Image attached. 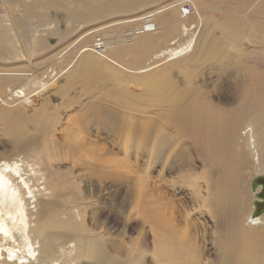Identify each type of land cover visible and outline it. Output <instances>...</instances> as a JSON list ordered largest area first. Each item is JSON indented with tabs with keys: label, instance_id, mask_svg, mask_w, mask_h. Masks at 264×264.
<instances>
[{
	"label": "bare ground",
	"instance_id": "bare-ground-1",
	"mask_svg": "<svg viewBox=\"0 0 264 264\" xmlns=\"http://www.w3.org/2000/svg\"><path fill=\"white\" fill-rule=\"evenodd\" d=\"M51 1L36 0L25 4V0H0V8L4 10L0 17V36H4L1 46L9 60L25 64V68L19 67L13 77L4 75L0 78V130H6L11 145L9 151L0 154V264H146L143 258L145 252L149 254L147 264H264V213L252 217L255 194L261 191L262 183L255 193L251 192L254 199L243 210L244 198L237 180V168L240 164L245 165L247 160L254 165L257 174L254 177L264 176V112L258 113V124L249 119L240 131L237 130L238 124L231 126L229 134L218 127L215 134L201 129L196 140L204 144L205 158L202 163L205 171L201 172L203 175L197 173V156L193 152L195 146L186 145L187 138L172 135L174 127L181 131L185 114L172 116L171 107L167 109L163 106L165 84L159 79L163 78L161 74L166 65L154 67L152 77L142 76L144 90L155 98L152 101V132L147 135L144 130L139 131L142 142L151 141L149 163L157 167L163 177L159 178L160 183L153 182L152 187L149 183L147 191L144 180L133 183L137 187V190L134 188L136 212L142 220L136 213L137 217L132 218L135 212L132 210V214L124 218L126 224L121 229L124 234L131 224H138L139 219L143 226L149 224L146 232L150 241L146 234L145 237L143 234V237L140 236L150 242L149 246L144 245L145 252L141 249L142 245L141 248L134 245L122 253L120 243L123 241H117V249L109 246L113 234L109 230L114 228L110 226V229H106L102 223L89 225L92 215L94 221L96 216L93 212V199L96 196L94 181L98 179L96 185L102 188L108 180L105 181L101 173L94 177L95 180L73 174L62 177L54 169L55 156L47 150V123L35 115H28L24 121L15 116L21 111L18 107L20 100L30 93L40 95L44 91L49 92V85H53L58 77L56 66L62 62L56 57L51 56L53 63L42 61L48 65L45 70L41 69V62L37 65L34 60L48 50L51 52L60 42V36L75 32L81 25L90 28L101 22L90 34L91 39L84 42L86 50L81 52L80 48L73 53L75 59L80 57L77 65L86 77H100L94 60L99 57L97 54L108 58L112 56L117 63L123 64L129 57L135 60L155 52L151 63L167 59L164 61L174 64L189 55L194 44L192 40H187L175 48L160 47L171 38L172 33L186 34L188 31L184 22L176 18H173L172 27L162 21L165 14L182 7L179 0L167 3H163V0H84V3L90 1L91 16L98 17L95 21H86L84 15L62 16L58 9L50 10L49 14L39 9L40 3L50 5ZM158 1L162 3L157 7ZM186 2L182 1L184 8L195 9ZM22 3L25 15L18 13L12 17L8 14V7ZM144 6H147L143 10L144 18L133 24L123 20V17L133 15ZM113 17L116 21L110 20L109 23L108 20ZM74 24L76 26L70 29ZM126 37L129 39L125 40ZM134 81H138V78ZM28 86L32 87V91L28 92ZM124 93L131 100L139 98L126 91ZM261 93H264V89ZM180 100L181 94L175 96L170 104H178ZM112 103L117 104L116 101ZM102 107L97 105V114ZM141 107L144 106L139 105ZM135 108L134 103L126 104L128 114L120 111V105L115 108L116 115L118 118L121 115L119 119L131 126L134 116L145 112L144 108L139 111ZM102 111L108 112L105 115L109 119V109L102 108ZM96 112H93L92 118H83L88 126H96L101 132L104 130L100 126L101 121L108 120L101 114L96 116ZM209 120V116H203L202 124ZM30 134H35V138ZM127 138H121L123 149H127L126 154ZM76 139V136H72L71 140ZM140 143H135L138 148L143 147ZM102 158L103 154H100L98 158L88 160L96 168H102L107 162ZM112 162L118 164L119 161ZM167 174L175 176L173 179L165 178ZM109 181L111 187L106 189L107 193L119 195L122 182L113 178ZM182 186L186 187L184 191H176ZM168 192L173 196L180 194L187 201L178 209ZM115 208L110 206L107 216L117 221L119 213H114ZM125 211L120 214L124 216ZM141 231H145L144 228L141 227Z\"/></svg>",
	"mask_w": 264,
	"mask_h": 264
},
{
	"label": "rangeland",
	"instance_id": "rangeland-1",
	"mask_svg": "<svg viewBox=\"0 0 264 264\" xmlns=\"http://www.w3.org/2000/svg\"><path fill=\"white\" fill-rule=\"evenodd\" d=\"M33 1L36 2V0H25L24 3L29 4ZM90 1L101 2L103 0ZM90 1L84 3V0H52L50 5L40 3L39 9L47 12L46 14H49L50 10L58 9L62 16L84 15L86 21H95L98 17L91 16V4L88 3ZM160 1L157 2V7L162 2H174L173 0ZM182 1H187L186 3L194 6L195 9L184 8ZM178 2L182 7L165 14L162 21L172 27L174 26L173 18H176L179 22H184L188 31L186 34L172 33L171 38L160 47L171 46L175 48L187 40H192L194 46L189 55L183 56L174 64L164 61L167 59H160L151 63V58L155 53L153 52L150 55H142L141 58L137 57L135 60L129 57L126 62L119 64L112 56L108 58L97 54L99 57L94 58V60L100 77H86L77 65L80 57L77 56L75 59L73 53L80 48L82 49L81 52L86 50V43L84 42L91 39L90 34L102 22H95L94 24H98L90 28L88 25L85 27L81 25L75 32L60 36V42L51 52L48 50L34 60L35 64L41 62L40 67L45 70L48 65L42 61L49 60V63H53L51 56L56 57L59 62H62L56 66L59 72L58 77L53 85H49L51 88L49 92L44 91L40 95H36V92L30 93L31 95L20 100L18 107L21 108V111L15 115L22 119L21 121H24L28 115H35L47 123L45 134L47 150L55 156L54 169L62 177L73 174V176H87L94 179L101 173V176L106 178L105 181L108 180V183L106 182L102 188L96 185L98 179L92 180L96 186V188L94 187L96 190L94 195L96 196L93 199V212L96 216L94 221L92 215L89 225L102 223L106 229L108 227L110 229V226L112 229L114 228L115 230H109L113 232L109 246L117 249L119 247L117 241H123L122 244L120 243V252L122 251V253L134 245H137L134 246L136 248L143 246L141 249L145 252L144 245L148 244L149 246L150 243L146 240V238L149 240V234L146 232L149 224L143 226L142 217L136 212L137 187L133 183H137L139 179L144 180L146 182L145 191H147L149 190L147 187L150 186L149 183L152 187L153 182H159V178L163 177L158 172L159 169L149 163L151 162L149 154L151 141L142 142L140 140V130H144L147 135L152 132V101L155 98L152 93L144 90L142 86L144 78L142 76L152 77L154 67L167 66L161 74L163 78L159 79L165 84L163 106L167 109L171 107L172 116L185 114L181 131L178 127H174L172 135H179L183 139L187 138L186 145L195 146L193 152L197 156V158L195 157L197 159L195 163L197 173L205 171L202 163L205 158L204 144L203 141L198 142L196 140L200 136L201 129L215 134L216 127H218L229 134L231 126L235 127L238 124L237 130L240 131L249 119L258 124L257 115L260 111L264 112V93H261V90L264 89V0H179ZM146 7H141V10L133 15L128 14L123 17V20L133 24V22L144 18L142 15ZM186 10L192 11L186 12ZM257 10L258 12H256ZM7 11L12 17H16L15 14L18 13L25 15L23 3L16 4L11 8L8 7ZM3 14L4 10L0 8V17ZM113 18L108 20L109 23L114 22L116 18ZM117 19L120 21L119 18ZM74 26L76 24L72 25L70 29ZM3 39L4 36H0V78H3L4 75L13 77L18 73L19 67L25 68V64L13 63V60L7 58V52L5 55V49L1 46ZM128 39L129 37L125 38V40ZM144 73L147 75H143ZM136 78L138 81H134ZM46 85L48 86V83ZM28 89V92L32 91L31 86H28ZM124 91L129 95L139 96L136 99L138 101L126 97ZM179 94H181L180 102L175 105L170 104V101ZM113 101H116L117 104L114 105ZM129 103H134L137 111L143 108L145 110L144 113H138L136 117L134 116L135 120L134 122L131 121L133 123L131 126L125 125L119 119L122 116L120 115L118 118L115 110L121 105L120 111L126 112L125 105ZM97 105L109 109V119H106L105 115L108 112L102 111V108L97 114ZM139 105L144 107L139 108ZM93 112H96V116L101 114L105 120H108L101 121L100 126L104 128L101 132L96 126H88L85 121L86 118H92L91 115L95 114ZM126 113L130 114L129 112ZM205 115L209 116L210 120L206 124H202ZM118 119L119 121H116ZM7 134L6 130H0V154L11 149ZM30 136L35 138V134H30ZM72 136H76L77 139L71 140ZM124 136H127L129 140L128 143H125L128 147L127 154L125 151L127 149H123V142H121V138ZM137 141H141L140 145L144 147H141L144 150L136 146ZM100 154H103L102 160L107 162L102 168H96L92 162H89L88 158L96 159ZM112 161L119 162L117 164ZM149 164H151L150 167ZM201 174L203 175V173ZM255 175L257 174L254 165L249 160L245 165L240 164L237 168L238 187L244 198L242 201L243 210L247 209L249 203L254 199L250 191V182ZM174 176L167 174L165 178L171 177L173 179ZM112 178L119 179V182L121 181L122 183H120L123 184H120V194L116 196L114 193H107L106 190L107 188L110 189L109 179ZM245 184H247V188ZM184 188L186 187L182 186L176 191L182 189L184 191ZM168 194L172 195L171 199L175 200L178 209L187 201V199H182L180 194H176V196L169 192ZM110 206L116 207L114 213L116 212L117 215L119 213L118 216L115 214L118 218L117 221L107 216ZM132 210L135 211H133V215H131ZM124 211L123 216L121 214ZM135 213L141 219H139V223L131 224L124 234L121 233L124 231L121 230L122 227L126 224L124 218L130 215L133 216L132 218H136ZM141 227L145 231H141ZM142 234H146L147 237L141 238L140 236L143 237ZM126 242H129L130 245ZM143 258L146 264L149 263L147 252L144 253Z\"/></svg>",
	"mask_w": 264,
	"mask_h": 264
},
{
	"label": "water",
	"instance_id": "water-1",
	"mask_svg": "<svg viewBox=\"0 0 264 264\" xmlns=\"http://www.w3.org/2000/svg\"><path fill=\"white\" fill-rule=\"evenodd\" d=\"M261 184V191L255 194L256 199L253 201L252 217H257L264 213V176H256L250 182V189L252 193H255L257 187ZM260 199V200H259ZM259 205H261L259 207Z\"/></svg>",
	"mask_w": 264,
	"mask_h": 264
}]
</instances>
